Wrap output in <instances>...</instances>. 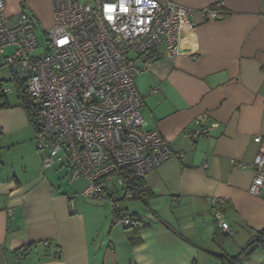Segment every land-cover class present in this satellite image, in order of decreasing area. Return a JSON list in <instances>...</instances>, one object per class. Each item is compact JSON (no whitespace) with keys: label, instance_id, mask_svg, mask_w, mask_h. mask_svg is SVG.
Masks as SVG:
<instances>
[{"label":"crops","instance_id":"crops-1","mask_svg":"<svg viewBox=\"0 0 264 264\" xmlns=\"http://www.w3.org/2000/svg\"><path fill=\"white\" fill-rule=\"evenodd\" d=\"M170 1L191 11L179 54L154 47L135 79L147 129L181 153L143 177L154 194L149 210L139 201L136 213L123 204L148 226L133 234L113 223L111 212L79 201V192L61 182L66 171L55 177L63 168L51 169L55 176L42 168L34 126L13 88L9 106L0 108V264H221L216 254L238 253L264 226V192H249L252 163L264 146V0ZM50 6V0H5L7 15L26 9L36 27ZM205 8L222 14L211 18ZM3 57L0 82L13 85ZM196 126L209 127L208 135L194 134ZM12 152L18 168L7 159ZM212 198L229 233L217 224ZM243 263L264 264V250L249 248Z\"/></svg>","mask_w":264,"mask_h":264},{"label":"built area","instance_id":"built-area-1","mask_svg":"<svg viewBox=\"0 0 264 264\" xmlns=\"http://www.w3.org/2000/svg\"><path fill=\"white\" fill-rule=\"evenodd\" d=\"M52 26L42 47L35 33L36 21L26 9L15 15L5 12L0 0V54L13 75H24V88L32 103L34 142L43 169L63 168L69 184L85 178L82 198L108 201L112 222L132 225L121 216L111 186H123L117 170L144 177L174 153L158 130L147 129L141 114L144 96L135 85L156 46L169 56L179 54L181 27L189 9L170 0H50ZM203 15L219 19L218 9L205 8ZM13 91L11 83L2 86ZM210 128L196 126L198 136ZM192 137V134H187ZM261 142L259 136L254 138ZM237 166L245 167L243 162ZM206 166V165H204ZM249 192H264V146L256 154ZM70 206H74L69 199ZM220 229L229 226L211 199ZM11 213V211L9 210Z\"/></svg>","mask_w":264,"mask_h":264},{"label":"trees","instance_id":"trees-1","mask_svg":"<svg viewBox=\"0 0 264 264\" xmlns=\"http://www.w3.org/2000/svg\"><path fill=\"white\" fill-rule=\"evenodd\" d=\"M218 10H219V14H222L221 9ZM144 58L145 59L151 58L150 52L145 54ZM12 77L14 79L13 88L16 91V97L18 99V102L25 109L31 125L34 126L35 123L33 117L32 103L24 88L25 76L12 74ZM5 83L6 82H2V81L0 82V108L9 106L7 93H4L2 91V86ZM115 173L123 178V186H124L123 197L121 198L113 197V199L117 203H119L118 213L121 216L131 217L134 220V224L124 225V226H127L129 230H132L133 234L137 233L139 229L147 227L148 223H145L140 219H138L135 214L128 213L123 204H125L126 202L139 201L145 209L149 210L148 200L152 198L154 194L149 189L144 187L143 177H137L128 170H117L115 171ZM158 220L161 221L159 218ZM175 233L178 234L179 236H182L178 231H175ZM129 239L133 244H137L139 242V237L136 235L135 236L129 235ZM253 246H257L262 250H264V226L260 230L256 231L252 240L245 247L241 248V250L238 253L236 254L221 253V254H216V257L221 262V264H244L243 257L247 254L249 248ZM25 248L26 247L23 248L24 251ZM56 257L58 258V256Z\"/></svg>","mask_w":264,"mask_h":264},{"label":"rangeland","instance_id":"rangeland-1","mask_svg":"<svg viewBox=\"0 0 264 264\" xmlns=\"http://www.w3.org/2000/svg\"><path fill=\"white\" fill-rule=\"evenodd\" d=\"M79 1L82 3H92L93 2V0H79ZM51 26H52V12H51V6H50V10L47 12V15L45 16V18L41 19L40 26L37 25L36 30H35V33L37 35V39H38V41L42 47L45 46V40H46L45 32H48L50 30ZM11 51H12V48H6L3 54H8ZM34 148H35V142H34ZM36 151L40 154V152L38 150H36ZM7 159L14 163L15 168H18L19 157L14 152L10 153L7 156ZM51 169H53V168L47 169V172H49V174H51V175H54L53 174L54 172L51 173V171H50ZM65 171H66L65 169H62L58 173L55 174L56 176L55 175L54 176L55 177L63 176ZM61 182L65 187L70 188V189H76L77 192H80L83 188L80 190H78V189L84 185L83 180H79L74 184H69L67 181V178L65 179V177L61 180ZM111 187L113 188V190H115L113 197H115V198L123 197L124 186L113 185ZM77 199L79 201L84 202L83 204H92L94 206H100L99 208L101 209V211H103V213H105L107 215L110 214V212H111L110 204L106 200H100L99 201L96 199H91L89 197L88 198H86V197L82 198L79 195H77ZM125 206L128 209V211L134 212V213L137 212V208L141 207L140 204L136 201L126 202ZM102 215L104 216V214H102Z\"/></svg>","mask_w":264,"mask_h":264}]
</instances>
